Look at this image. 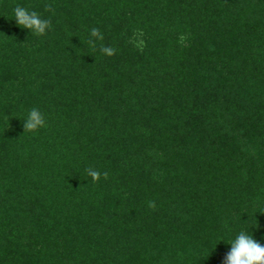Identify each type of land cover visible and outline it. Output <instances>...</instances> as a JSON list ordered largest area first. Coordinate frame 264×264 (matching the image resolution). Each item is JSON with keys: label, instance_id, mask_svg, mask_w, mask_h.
<instances>
[{"label": "trees", "instance_id": "16d2710c", "mask_svg": "<svg viewBox=\"0 0 264 264\" xmlns=\"http://www.w3.org/2000/svg\"><path fill=\"white\" fill-rule=\"evenodd\" d=\"M239 217L264 245V0H0V264H221Z\"/></svg>", "mask_w": 264, "mask_h": 264}, {"label": "clouds", "instance_id": "9594fccd", "mask_svg": "<svg viewBox=\"0 0 264 264\" xmlns=\"http://www.w3.org/2000/svg\"><path fill=\"white\" fill-rule=\"evenodd\" d=\"M12 17L16 25L21 29H26L31 36H44L52 30V22L49 18H44L41 13L25 7L22 4H17L12 8ZM90 37L97 40L102 39L99 29L92 28ZM89 43H93L92 39ZM100 51L106 56H112L115 49L112 47H101ZM46 126V119L39 108H31L23 120V127L29 131H37ZM87 174L91 176L93 181H97L101 177V172L93 169H88ZM106 175V173H104ZM249 216V215H248ZM242 223L239 217L238 225L235 229L230 230L227 242L224 237L220 238L229 245L228 251L225 253L221 264H264V245L253 237L250 224ZM255 222V221H254Z\"/></svg>", "mask_w": 264, "mask_h": 264}]
</instances>
